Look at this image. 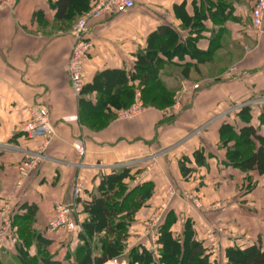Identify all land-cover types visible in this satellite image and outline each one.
Listing matches in <instances>:
<instances>
[{
  "label": "crops",
  "instance_id": "crops-1",
  "mask_svg": "<svg viewBox=\"0 0 264 264\" xmlns=\"http://www.w3.org/2000/svg\"><path fill=\"white\" fill-rule=\"evenodd\" d=\"M55 1L10 0L0 9V218L10 214L16 239L0 235V264H82L87 250L90 259L102 256L101 239L115 234H89L83 225L93 220L89 206L104 192L112 203L108 209L118 208L110 222L125 223L127 237L118 250H107L123 264H163L156 258L160 225L179 242L188 233L206 255L214 237L222 251L252 245L264 250V174L252 170L256 176L243 177L227 158L233 142L224 143L219 133L222 122L236 133L246 125L237 112L228 113L246 103L250 124L264 136V34L257 35L251 23L257 0H135L130 11L94 21L85 87L115 71L126 79L119 87L137 88L131 76L149 42L187 44L188 51L156 52L162 86L175 93L193 90L178 99L180 112L169 115L152 106L127 120L116 118L121 108L110 98L116 88L110 97L102 90L74 96L66 72L73 36L67 21L55 19ZM206 72L204 79H191ZM37 105L47 107L55 135L41 161L21 175L26 154L33 155L39 144L23 132L28 109ZM201 125L206 129H196ZM75 184L81 185L77 197ZM166 200L167 209L153 223L150 212ZM67 202L81 225L73 235L47 227L53 205Z\"/></svg>",
  "mask_w": 264,
  "mask_h": 264
},
{
  "label": "trees",
  "instance_id": "trees-1",
  "mask_svg": "<svg viewBox=\"0 0 264 264\" xmlns=\"http://www.w3.org/2000/svg\"><path fill=\"white\" fill-rule=\"evenodd\" d=\"M93 0H56L55 1V19L60 20L63 23L72 19L73 16H81L86 12L92 5ZM168 36L170 40L174 37L173 32H169ZM149 46L145 54H140L137 57L135 62V72L131 76L132 80H138L141 87V92L147 93V91H152L155 89H162L166 94L165 96H158V99H150V103L157 101L158 103H164L169 105L174 102V93L175 91L163 87L158 73V68L161 65V59L156 56L157 51H173V53L178 52L180 48H186V45L178 44L174 45V42H159L156 38L154 41L148 43ZM192 52L200 54L195 51L194 48H191ZM171 55V54H170ZM168 55V58H170ZM167 58V59H168ZM169 60V59H168ZM182 76L187 78L188 68L185 67L182 69ZM126 79L121 72H105L94 78L93 83L89 86H83L81 95L84 91L91 90H102L105 92V95L108 97L111 96V93L114 88L115 95L110 98L116 99L117 108L126 107L133 99L135 88L134 86L123 85L119 87V84H125ZM119 87V89H118ZM121 96L123 99H121ZM121 100V101H119ZM123 100V102H122ZM105 108L104 110H106ZM238 118L246 125L239 129V132L236 133L234 127L229 123H223L219 129L220 138L223 142L225 140H232V136L238 138V141L234 140V145L228 149L227 158L232 164H236L238 168L242 171H251L256 170L260 174H264V136L259 134L251 124H250V107L244 106L240 111L237 112ZM230 135V136H227ZM232 134V136H231ZM239 143L242 147H245L241 152H236L234 149L235 146ZM120 189V188H119ZM118 189V191H119ZM135 190V189H134ZM102 196L97 202L93 203L92 206H89V212L91 213L93 220L89 223L84 224V228L89 234L94 232H99L104 229L106 233L114 235L112 240L101 239L103 244L104 252L102 256L96 258H89L90 251L85 254L86 261L82 264H103L106 260L112 257L108 254V249L111 248L113 251L118 250L121 245V240L124 241L127 237L126 227H124L123 222L113 223L110 222L111 219L115 218L118 214V208L108 209V206L112 203H108L107 200L110 198L109 194ZM124 230V232H120ZM120 232V233H119ZM122 233V234H121ZM74 233H71L73 235ZM183 239V242H179L177 239H169V236H166V232L162 231V226L160 225L157 230L159 253L156 256L158 263L163 264H264V250L256 245L247 247L246 249H226L222 254L218 256L215 260L209 258V255L205 254L206 249L203 247L200 242H190L188 233ZM164 244V246L162 245ZM22 245L18 246L17 250H21ZM219 259V260H218ZM216 261V263H214ZM145 264V263H138Z\"/></svg>",
  "mask_w": 264,
  "mask_h": 264
},
{
  "label": "built area",
  "instance_id": "built-area-1",
  "mask_svg": "<svg viewBox=\"0 0 264 264\" xmlns=\"http://www.w3.org/2000/svg\"><path fill=\"white\" fill-rule=\"evenodd\" d=\"M10 0H7L8 2ZM135 0H93L91 7L80 17L72 30L73 43L71 51L68 56L66 70L68 73L69 81L73 91L77 95H81L84 86V67L88 58L89 51L92 47L90 39V32L92 30L93 22L102 18L106 14L126 13L134 8ZM264 20V0H257L251 11V23L253 28L258 34L264 33L263 27ZM193 89L198 88V84L192 86ZM135 102L128 108L118 112L120 118H127L140 113L144 108L141 102L138 101L137 96ZM174 107H181V102L177 100ZM164 112H171L165 109ZM28 120L23 126V132L29 139H37L39 144L37 151L31 155L26 154L24 162L20 167V174L25 175L27 171L33 168L44 157L45 149L49 142L55 135V130L49 121L48 109L45 106L37 105L28 109ZM76 149L80 155L85 152L84 146L79 143ZM20 181L17 182L19 186ZM81 192V185L75 184L73 187V195L77 197ZM74 207L71 202L55 203L53 205V216L49 220L47 227L49 230H64L66 232L78 233L81 231V225L74 217ZM3 222L8 229L0 228V235H6L13 243L16 239L13 235L12 219L8 212L3 213ZM153 222V221H152ZM154 226L152 223L148 224L149 228ZM147 231V230H145ZM214 248L211 243L207 253H215L217 245ZM217 254V253H216ZM215 254V255H216ZM103 264H123L120 257H111Z\"/></svg>",
  "mask_w": 264,
  "mask_h": 264
},
{
  "label": "rangeland",
  "instance_id": "rangeland-1",
  "mask_svg": "<svg viewBox=\"0 0 264 264\" xmlns=\"http://www.w3.org/2000/svg\"><path fill=\"white\" fill-rule=\"evenodd\" d=\"M6 1L7 0H3L1 3H0V9H2L5 5L4 4H6ZM80 1V5H82L81 4V1H83V0H79ZM85 13V12H84ZM83 13V14H84ZM83 14L81 15V16H79V17H77V16H73V18L72 19H69L68 21H67V25L65 26V28L66 29H68V30H70L71 32H72V30H73V28H74V25L77 23V21H78V19L80 18V17H82L83 16ZM253 27V26H252ZM256 31V30H255ZM256 34L257 35H263L264 33H261V34H258L257 33V31H256ZM247 51H252L251 49H249V50H247ZM217 53L218 54H220V55H222L223 54V52H222V50H218L217 49ZM235 57H236V54H233L232 56H229V60L231 59V61H233L234 59H235ZM233 58V59H232ZM203 67V66H202ZM205 68L206 67H203V70H205ZM207 68H209V66H207ZM66 72H67V70H66ZM67 75H68V73H67ZM192 77H191V79H193V80H200V79H204V78H206V76L208 77V73L206 72V73H201V74H199V76L197 75H191ZM84 77H85V68H84ZM84 77H83V80H84ZM68 79H69V77H68ZM70 82V81H69ZM70 87H71V84H70ZM135 92H134V96H133V99H132V101L126 106V107H124V108H121V109H118L117 110V113H116V118L117 119H119V120H127V119H132V118H135L136 116H138L139 114H141L142 112H144L145 110H147V109H149V108H153L152 106H154V108H157V109H160L163 113H169V115H171V114H176V113H178V112H180V110H181V107H179V108H177V107H174V104H175V102L178 100V99H187L188 98V96L189 95H192V93H193V90L192 89H190V88H186V87H181L180 89H178L177 90V92L176 93H174V96H173V98H174V102L173 103H171V104H169V105H166V104H164V103H158L157 101H154V102H152V103H150L149 101H150V99H153V98H155L156 100L158 99V96H165L166 94L163 92V90L162 89H155V90H152V91H147V93H142L141 92V87H135ZM71 90H72V92H73V94H74V96L75 97H79V95H77L74 91H73V89H72V87H71ZM136 96H137V99H138V101L139 102H141V104H142V106H143V110L140 112V113H138V114H136V115H133V116H130V117H127V118H120V116H118V112L119 111H121V110H124V109H126V108H128V107H130L136 100H135V98H136ZM180 101V100H179ZM181 102V101H180ZM245 104L246 103H241V104H239V105H235L234 104V106H232V107H230L229 109H228V113H230V112H238V111H240L244 106H245ZM182 106V105H181ZM249 106V105H248ZM250 107V106H249ZM165 109H167V110H170L171 112H164V110ZM259 109L260 110H263L261 107H259ZM264 111V110H263ZM263 113V112H262ZM210 124H212L211 122L209 123V124H207V127H208V125H210ZM222 124H223V122H222ZM221 125V124H220ZM205 126L206 125H201V126H198V127H201V128H196V129H206L205 128ZM227 136H230V135H228L227 134ZM231 136H232V134H231ZM220 140H221V138H220ZM234 140H236V141H238V138H236V137H234V136H232V140H225V142L224 143H226V144H228V143H230V142H233L234 143ZM222 141V140H221ZM234 149H236L235 151L238 153V152H241L242 150H244L245 149V147H242L241 145H239V143H237V145L235 146V148ZM243 173H244V176L243 177H245V178H251V177H254V176H256V174H254V173H252L253 171L251 170V171H242ZM168 190L170 191V194H171V192H173V187L171 186V185H169V187H168ZM175 192L176 191H174V195H175ZM185 193V196L187 197V198H191L192 200H195L194 202L196 203H198V201L196 200V198L194 199L193 197V195H191L190 193H188V192H184ZM174 195H171V198H174L173 196ZM168 198H170V197H168ZM168 200H166V202L164 201V202H162L160 205H159V208L158 209H156L155 211H153V212H150V218L153 220V223H155L157 220H159L161 217H162V215H163V212L167 209V204L169 203V202H167ZM199 204V203H198ZM215 207H218V205L217 204H215L214 205ZM0 222H1V227H3L4 229H8V227L5 225V223L3 222V217H1L0 218ZM154 225V224H153ZM14 230V229H13ZM212 241V243H213V246H214V248L216 247L215 245H217V250H216V252L215 253H211V254H208L211 258H213L214 260L216 259V258H218V256L220 255V254H222L223 253V251L220 249V246H219V241H218V238H212L211 239ZM217 253V254H216ZM216 254V255H215ZM113 257H117V255L116 256H113ZM119 257V256H118ZM219 260V259H218ZM214 263H216V261L214 262ZM221 264V263H220Z\"/></svg>",
  "mask_w": 264,
  "mask_h": 264
}]
</instances>
